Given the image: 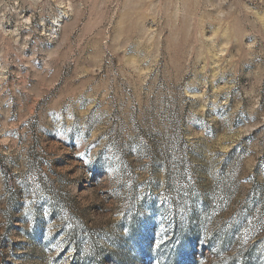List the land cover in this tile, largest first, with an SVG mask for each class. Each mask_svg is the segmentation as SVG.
Listing matches in <instances>:
<instances>
[{
	"label": "rangeland",
	"instance_id": "374dc122",
	"mask_svg": "<svg viewBox=\"0 0 264 264\" xmlns=\"http://www.w3.org/2000/svg\"><path fill=\"white\" fill-rule=\"evenodd\" d=\"M0 264H264V0H0Z\"/></svg>",
	"mask_w": 264,
	"mask_h": 264
}]
</instances>
